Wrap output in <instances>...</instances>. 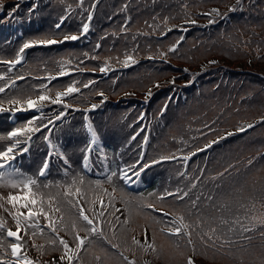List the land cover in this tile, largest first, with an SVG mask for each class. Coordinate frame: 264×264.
<instances>
[{"label":"trees","instance_id":"16d2710c","mask_svg":"<svg viewBox=\"0 0 264 264\" xmlns=\"http://www.w3.org/2000/svg\"><path fill=\"white\" fill-rule=\"evenodd\" d=\"M234 1L101 0L90 33L61 41L64 35L82 33L92 0H0V61L14 58L23 43L58 39L56 44L31 49L26 63L16 69L0 64V88H8L16 77L25 78L0 93V103L76 89L67 95L66 105L48 104L31 125L26 119L22 122V127L46 125L33 132L31 154L24 157L18 170L37 180L48 214L52 212L49 197L52 207H60L56 212L59 232L70 229L73 237L77 230L84 231L78 205L69 203L77 202L76 188L91 212L95 199L107 195L104 226L113 229L117 224L118 230L127 226L116 216L115 202L124 205L130 226L146 213V204L162 206L163 195L175 191V212L189 225L185 233L201 223L219 224L215 232L201 234L191 244L202 258L224 264H264V122L214 146L208 154L194 156L185 171L183 160L152 167L143 177L149 187L144 192L132 191L120 179L122 170L140 151L139 144L131 140L140 110L151 127L148 160L189 152L222 131L241 128L264 114V0ZM61 18H66V23L58 29L56 23ZM192 18L198 25L160 37L166 25ZM173 47L175 51H169ZM147 54L163 58L164 63L141 62L127 72L98 74L101 67L121 65L126 57ZM210 59L216 62L205 72L199 71V62ZM181 66L185 69L178 68ZM65 71L73 73L50 83L53 75ZM172 75V82L160 85L150 100L145 99V82ZM125 90H134L136 96L116 103ZM99 93L109 96L91 117L105 145L106 160L98 148L89 174L83 161L90 135L80 111L93 100L102 99ZM56 117L60 118L52 123L50 142L58 154L52 158L47 177L40 178L39 169L49 151L43 137ZM11 128L6 118H0V136H6ZM7 144V140H0V149ZM106 169L111 171V181L104 176ZM81 178L83 184L79 183ZM68 188H72L71 196L64 195ZM185 192L187 196L179 199ZM143 218L148 219V215ZM127 235L131 243V235ZM29 247L38 258L63 248L55 234L41 227L30 231ZM6 249L5 229L0 227V254ZM219 254L230 261L217 260ZM157 260L162 262L159 257Z\"/></svg>","mask_w":264,"mask_h":264},{"label":"snow or ice","instance_id":"6c2138e0","mask_svg":"<svg viewBox=\"0 0 264 264\" xmlns=\"http://www.w3.org/2000/svg\"><path fill=\"white\" fill-rule=\"evenodd\" d=\"M82 2V0H81ZM3 8V4L0 3V9ZM11 15V14H10ZM89 20H91V16H89ZM57 27H60V25L58 24ZM89 30V26L87 24H85L83 26V32L87 33ZM65 39H71V40H76L78 39L77 36H70V37H65ZM36 43H41V44H54L56 43L55 40H42V41H29L24 43L23 47L20 49V53H23L25 49L31 48L33 47ZM169 51H175V48H170ZM22 59L21 56L18 55L17 59L15 61H8L7 63L10 64H16L19 63L20 60ZM131 57H128V60H131ZM127 64V61H126ZM105 69H101V71H104ZM63 75V73H61ZM2 78V77H0ZM3 89L0 88V92H2ZM76 91V89H74L73 87H69L65 92H57L55 95L54 99H51L49 96L47 95H39L37 97V99L33 100L31 98L27 99L26 101H19V100H13L10 101V103L12 104H18V103H26L28 108H37L38 105H40L42 102L44 101H49L52 104H59L61 103L62 97L72 93ZM93 107H95V105H93ZM21 109H17V111H20ZM6 111V109H4L2 106H0V112H4ZM31 121H29V125H31ZM46 127V125H45ZM39 131V128H33L31 126H27V127H23V128H13L11 131H9L7 133L6 136H0V140H7L10 141V143L7 144V146L3 149H0V187H11L13 189H19L21 194L18 195H13V194H9L7 196V201L9 203L12 204V206L15 208L17 206V204L19 205V208H24V209H28L27 212V217H24L25 219H31L34 216H43L45 219L49 220V227L52 228L53 231H56L53 222L51 221V217L48 214V211L44 208V196L43 193L38 191L39 185L36 179H32V178H28L26 180L20 181L16 178L15 173L17 172V170L14 167L13 162L16 161L17 159V155L18 154H22V153H26L28 152V148H23L20 149V152H17V149L20 148V141L18 139V137L25 135L27 133H32V132H36ZM88 131L91 134V141L90 144L87 148V154L84 157V162H85V166L87 165V161L89 159V155L91 154V152L94 150L93 146L97 145V140H98V134L97 132L92 128L91 125L88 126ZM134 138V137H133ZM28 139H31V136H28ZM49 144L51 145V142L49 141ZM211 146V145H209ZM62 159H64V163L68 164V160L66 158H64L63 156H61ZM185 159H187V157H185ZM49 168V163L48 161H45L43 166L41 167L40 171H39V175L41 177L45 176L46 172L48 171ZM137 176L140 175V172L138 171ZM112 175H116L115 173H113ZM109 181H111V177L108 178ZM120 179L124 180L125 182H127V172H123L120 175ZM77 182L74 180L73 184L75 185ZM80 184H83L84 181L81 178L79 180ZM98 183V182H97ZM47 187V185H45ZM35 189V190H34ZM76 194L79 195L80 194V188H76ZM115 191V190H114ZM65 196H71L72 195V188H68V190L64 193ZM169 195H172V193H169ZM184 196H187V193L185 192L183 194V196H180L179 199H183ZM0 199H5V197H3L2 195H0ZM52 197L48 198V206L49 209L51 211H55V212H59L61 211L60 207L57 205L55 208H52ZM69 203H72L73 207H77L78 205V201L76 203H73L71 200L69 201ZM102 203V202H101ZM37 205H39V207H37ZM165 215H167V213H165ZM23 216V213L19 212V210H17L15 219H16V225H17V231H11L9 230L7 232L8 237H14L17 240H19V230H20V225H21V217ZM97 218L100 216H103V212L97 213L96 214ZM78 217L79 219H82L85 222V228L84 231L86 232H90V233H96L98 231L96 224L94 223V219L90 218L86 213H85V209L83 207H79L78 209ZM63 217H61L62 219ZM173 224H178V227L172 228L169 230V234H173V235H177L180 236L182 234H187L189 236V243H191V235L190 232H183L182 230L184 229H188L189 225L184 223V217L183 216H179L177 218H174L172 221ZM0 227H2V225H0ZM73 229L76 228V224L75 222L72 225ZM248 231H251V229H247ZM163 231V229H162ZM213 232H215V229H212ZM211 239V237H209ZM75 240L78 241L76 248L72 249L69 247L68 243L66 241H64L63 239L60 240V244H62L64 246L65 249V256L67 258V260L69 261V264H71V261H73V259L77 258L79 251L81 250V248H83L84 244H85V240L83 238H81L79 236V234L77 233V235L75 236ZM134 243H139V241H133ZM154 250V249H153ZM20 251L19 245L13 243L11 245V253L13 256H18ZM65 256L61 257V260H63L65 258ZM127 259V258H125ZM0 264H2V262H0ZM25 264H29V262H25ZM129 264H134V262H129ZM187 264H194V261L189 258L187 261Z\"/></svg>","mask_w":264,"mask_h":264},{"label":"rangeland","instance_id":"374dc122","mask_svg":"<svg viewBox=\"0 0 264 264\" xmlns=\"http://www.w3.org/2000/svg\"><path fill=\"white\" fill-rule=\"evenodd\" d=\"M149 82H150V80L147 81V82L144 84V86H145L146 84H148ZM16 178H17L18 180H20V181L26 180V177L21 176V175H20V172H18V174L16 175ZM129 185H130L132 188H135V189H141V188H142V186L139 184V180H138V178H135L134 180H132L131 182H129ZM1 188H3V187H0V195H2L3 197H6V196L8 195L7 192L4 191V190H1ZM8 188L12 189L13 191H16V190H17V189H13V188H11V187H8ZM1 204H3V200H2V199H0V205H1ZM17 209H19V207H18ZM15 212H17V210H16L15 208L11 207L10 205H6L4 210L0 208V218L3 220L2 223H3V224H11V223L14 224V220H15V219L11 218V217L9 216V214H10V213H15ZM20 212H23V209L20 210ZM24 217H26V215H23V216H22L23 219H25ZM121 242H122V244H124V245H129V243H130V239H129V237H128L127 234H122V235H121ZM160 246H162V245L160 244ZM108 253H109V249H108L107 251L103 250L104 258H103V260H102V264H112V263H113V261H114V256H115V255H113V257H110V255H109ZM159 253H160L161 257H162L161 250H159ZM163 253H164L165 255L169 254V253H170V249H169L168 247L164 248V249H163ZM28 256H29V253H28ZM165 257H166V256H165ZM166 258H167V257H166ZM162 259H163V257H162ZM163 260H164V259H163ZM164 261H165V260H164ZM116 263H117V262H116ZM116 263H114V264H116ZM176 263H177V264H184V263H185V254H183L182 257L179 256V258L177 259V262H176ZM166 264H170V262H166Z\"/></svg>","mask_w":264,"mask_h":264}]
</instances>
